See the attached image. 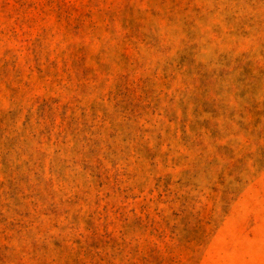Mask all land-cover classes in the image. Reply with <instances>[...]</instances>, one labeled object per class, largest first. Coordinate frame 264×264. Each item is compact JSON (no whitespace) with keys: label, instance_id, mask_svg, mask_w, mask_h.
I'll list each match as a JSON object with an SVG mask.
<instances>
[{"label":"rangeland","instance_id":"obj_1","mask_svg":"<svg viewBox=\"0 0 264 264\" xmlns=\"http://www.w3.org/2000/svg\"><path fill=\"white\" fill-rule=\"evenodd\" d=\"M0 264H264V0H0Z\"/></svg>","mask_w":264,"mask_h":264}]
</instances>
